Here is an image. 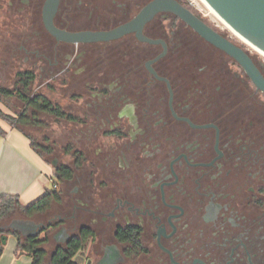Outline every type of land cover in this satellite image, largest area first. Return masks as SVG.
I'll return each instance as SVG.
<instances>
[{
  "label": "flooded vegetation",
  "instance_id": "obj_1",
  "mask_svg": "<svg viewBox=\"0 0 264 264\" xmlns=\"http://www.w3.org/2000/svg\"><path fill=\"white\" fill-rule=\"evenodd\" d=\"M150 1L59 0L52 24L108 31ZM177 1L264 77V57ZM45 3L0 0V89L36 99L27 113L16 97L18 120L64 129L58 155L38 144L70 177L65 199L30 218L37 236L53 250L80 238L70 264H264V91L173 12L144 23V39L72 41L48 30Z\"/></svg>",
  "mask_w": 264,
  "mask_h": 264
},
{
  "label": "water",
  "instance_id": "obj_2",
  "mask_svg": "<svg viewBox=\"0 0 264 264\" xmlns=\"http://www.w3.org/2000/svg\"><path fill=\"white\" fill-rule=\"evenodd\" d=\"M205 3L241 38L264 53V0H204ZM59 0H46L43 17L48 30L57 38L72 41H96L117 38L124 33L136 31L141 35V28L159 11H170L198 31L205 39L223 49L234 57L256 85L264 91V77L259 73L248 55L238 46L220 36L209 28L200 18L180 4L177 0H152L130 21L108 31L67 32L59 30L52 24V18ZM58 176L56 175V178ZM0 230H11L22 237H36L41 225L29 218H14L1 225ZM16 237V239L19 238ZM7 236H1V243H6ZM63 242L64 239H56Z\"/></svg>",
  "mask_w": 264,
  "mask_h": 264
},
{
  "label": "crops",
  "instance_id": "obj_3",
  "mask_svg": "<svg viewBox=\"0 0 264 264\" xmlns=\"http://www.w3.org/2000/svg\"><path fill=\"white\" fill-rule=\"evenodd\" d=\"M0 127L5 131L4 135H0V196H16L20 204L26 206L50 189V183L55 181L54 170L32 148L30 139L23 132L5 121L0 123ZM10 234H6L0 264H31L27 252L16 250V236ZM54 246V241L49 238L44 244L48 255Z\"/></svg>",
  "mask_w": 264,
  "mask_h": 264
},
{
  "label": "trees",
  "instance_id": "obj_4",
  "mask_svg": "<svg viewBox=\"0 0 264 264\" xmlns=\"http://www.w3.org/2000/svg\"><path fill=\"white\" fill-rule=\"evenodd\" d=\"M32 81V78L24 79V87L27 88L28 84ZM0 96L4 97H13L12 93L7 91L4 88L0 89ZM14 97H18L20 99H30L29 95H15ZM38 104L36 99L31 98L27 104V109H34L37 108ZM30 116L26 119L30 120ZM0 118L8 123L10 126L20 130L23 132L31 142L32 148L40 154L38 150V144L34 141L32 136L28 134L23 128L22 125L26 124L20 120H18L17 116L10 115L3 113L0 110ZM5 131L0 127V135H4ZM50 149H48V152ZM41 155V154H40ZM42 156V155H41ZM47 161V159H45ZM60 178H55L53 184L58 185L59 183L63 182L64 179H69L70 175L69 172L66 170L65 167H62L60 170ZM60 200V190L49 189L45 192L44 195L39 197L34 202L23 206L20 204L18 198L13 195H3L0 196V226L8 221L11 218H33L36 214L45 212L50 209L53 201ZM8 233L14 234L16 237L19 236L17 232H12L11 230H0V255L3 251V244L1 243L2 235H6ZM49 237L46 235L44 237H22L19 236L16 243V250L17 251H25L31 257V264H70L71 259L77 253L81 245L80 238H74L68 244L57 245L55 249L48 255L46 249L44 248V244L47 243Z\"/></svg>",
  "mask_w": 264,
  "mask_h": 264
},
{
  "label": "rangeland",
  "instance_id": "obj_5",
  "mask_svg": "<svg viewBox=\"0 0 264 264\" xmlns=\"http://www.w3.org/2000/svg\"><path fill=\"white\" fill-rule=\"evenodd\" d=\"M194 5L195 7H198L199 9H201L202 13H206L207 10L205 9L204 6H202V4L200 3L199 0H194ZM206 18L208 19V22H210L211 24H219L220 26H223L218 20H216L215 17H213L212 15H208L206 16ZM37 86V83L33 85V88L35 89ZM21 102H19V100L16 97H4V96H0V110L3 113L6 114H10V115H17V112L21 109ZM26 112H30V109H27ZM3 122V120L0 118V123ZM22 128L32 136V138L34 139V141L42 146H47V147H51L52 145L54 147H56V154L58 155L59 153H61V148L64 147L65 141L63 139V133H64V129L62 128H57V127H47V128H35L32 126V124L28 123V124H24L22 125ZM56 138V142H53V139ZM60 158L64 161L67 162L68 157L67 156H60ZM46 159H51L46 157ZM58 186L60 187V199H65L64 198V191H63V186L60 185V183L58 184ZM50 189H53V184L50 183ZM54 205V204H52ZM11 235V234H10ZM13 235V234H12Z\"/></svg>",
  "mask_w": 264,
  "mask_h": 264
},
{
  "label": "bare ground",
  "instance_id": "obj_6",
  "mask_svg": "<svg viewBox=\"0 0 264 264\" xmlns=\"http://www.w3.org/2000/svg\"><path fill=\"white\" fill-rule=\"evenodd\" d=\"M200 3L202 4V6L205 7V9L207 10L206 13H208V15H212L213 17L216 18V20H218L221 24H223L240 42L244 43L245 45H247L248 47H250L252 50H254L255 52H257L259 55H261L262 57H264V53L259 51L257 48H255L253 45H251L250 43H248L247 41H245L243 38H241L238 34H236L206 3L204 0H199ZM236 39V40H237Z\"/></svg>",
  "mask_w": 264,
  "mask_h": 264
},
{
  "label": "built area",
  "instance_id": "obj_7",
  "mask_svg": "<svg viewBox=\"0 0 264 264\" xmlns=\"http://www.w3.org/2000/svg\"><path fill=\"white\" fill-rule=\"evenodd\" d=\"M188 1L192 2V1H194V0H188ZM54 187H55V185H54Z\"/></svg>",
  "mask_w": 264,
  "mask_h": 264
}]
</instances>
